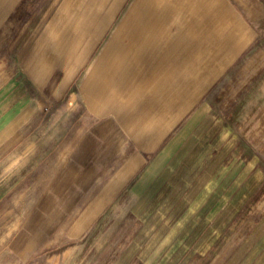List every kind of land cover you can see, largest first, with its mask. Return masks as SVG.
<instances>
[{"label": "crops", "instance_id": "0c3cea01", "mask_svg": "<svg viewBox=\"0 0 264 264\" xmlns=\"http://www.w3.org/2000/svg\"><path fill=\"white\" fill-rule=\"evenodd\" d=\"M0 107V136L64 117L22 175L62 161L89 213L75 228L122 196L148 213L119 259L264 264V0H0ZM64 223L9 246L3 224L0 264L58 260Z\"/></svg>", "mask_w": 264, "mask_h": 264}, {"label": "rangeland", "instance_id": "374dc122", "mask_svg": "<svg viewBox=\"0 0 264 264\" xmlns=\"http://www.w3.org/2000/svg\"><path fill=\"white\" fill-rule=\"evenodd\" d=\"M13 97L14 95L6 101V107L13 103ZM1 110L0 107V112ZM63 118L59 115L47 117L40 114L31 121V118L27 120L23 116L22 119L25 122L20 126L21 128H18L20 119L16 123L9 120L6 134L0 136V141L6 136V146L3 143L0 146V190L6 194L5 204L3 205L1 202L0 206V210L3 208L5 210L0 216V228L3 227V224L7 225L5 234L9 238L8 245L4 246H9L12 238L20 230H23V234L26 236L38 233L44 235L48 230L50 231V228L47 227L48 224L64 220L65 225L62 224V227L56 228L54 233V236L60 237L56 244L58 249L54 251L55 255L59 253L60 258L55 260L51 254V259L47 262L48 252L44 251L42 253L44 256L39 258V264H116V262L130 264L131 261L127 256L124 259H119L126 254L127 236L130 231L134 230L128 225L132 224V219L148 214L127 211L133 202L132 197H120L114 206L109 211L102 213L90 227L75 228L74 226L80 218L88 217L89 213L85 212L84 206L80 207L76 203L77 196L72 194L76 190L77 181L65 180L62 175H59L62 161L54 163L55 159H52L49 165H40L38 179H33L32 174L24 177L22 175V169L27 165L24 162L25 157L34 150L35 143L37 141L46 143V141L50 142L54 139L53 130L55 126L56 129L60 126ZM53 125H55L54 128ZM55 135L57 138V132ZM36 175L33 174V176ZM173 184L174 179L166 181V186ZM88 198L84 197L83 200ZM49 206L55 207L56 211H48ZM70 206L74 209L69 212L64 211ZM16 222L18 223L16 224ZM18 224L19 227L16 229ZM3 231L4 229L1 230V232ZM145 247L146 244L141 242L135 247L136 255L140 258ZM215 247H217L216 252L220 251L222 243H217ZM226 262L228 260H219L218 264Z\"/></svg>", "mask_w": 264, "mask_h": 264}]
</instances>
